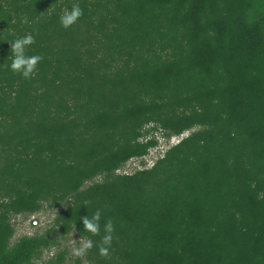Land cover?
Listing matches in <instances>:
<instances>
[{
	"label": "trees",
	"instance_id": "obj_1",
	"mask_svg": "<svg viewBox=\"0 0 264 264\" xmlns=\"http://www.w3.org/2000/svg\"><path fill=\"white\" fill-rule=\"evenodd\" d=\"M29 33L25 78L10 40ZM149 125L189 133L117 173L157 145ZM45 203L95 264H264V0H0V264L45 246L10 244L9 222Z\"/></svg>",
	"mask_w": 264,
	"mask_h": 264
},
{
	"label": "rangeland",
	"instance_id": "obj_2",
	"mask_svg": "<svg viewBox=\"0 0 264 264\" xmlns=\"http://www.w3.org/2000/svg\"><path fill=\"white\" fill-rule=\"evenodd\" d=\"M150 127V125L147 127L150 131L148 136H152L157 141V145L149 150L145 158H134L127 161L117 173H132L144 168L147 160L151 161L163 155L167 148L189 133L186 131L172 140V137L168 139L159 130H150ZM60 209L61 207L51 209L45 203L35 213L10 216L9 222L13 228L10 244H14L23 236H40L45 240V246L26 264H95L88 260L87 249L79 256L74 254L73 249L81 247L86 239L74 231L60 232V227L54 222V217Z\"/></svg>",
	"mask_w": 264,
	"mask_h": 264
},
{
	"label": "clouds",
	"instance_id": "obj_3",
	"mask_svg": "<svg viewBox=\"0 0 264 264\" xmlns=\"http://www.w3.org/2000/svg\"><path fill=\"white\" fill-rule=\"evenodd\" d=\"M82 15V9L79 6V3H73L70 9H65L63 14L60 16V24L63 27H69ZM21 23H28L27 17L21 18ZM34 40L32 34H25L24 36L16 39L10 40L11 42V52L12 59L9 65L10 69L13 72H19L23 77L30 78L33 74L37 63L41 60L39 55H26L25 48L30 45ZM100 218V213L95 212L91 219L85 217L83 218L84 230L92 234L98 232V223L97 221ZM105 235L102 237V244L98 247L100 255H107L109 247L112 240V230L113 225L111 220L107 221L104 225ZM93 246V241L91 239L84 240L81 247L74 248L73 252L75 255H81L86 249H90Z\"/></svg>",
	"mask_w": 264,
	"mask_h": 264
},
{
	"label": "built area",
	"instance_id": "obj_4",
	"mask_svg": "<svg viewBox=\"0 0 264 264\" xmlns=\"http://www.w3.org/2000/svg\"><path fill=\"white\" fill-rule=\"evenodd\" d=\"M175 138H176V136H173L171 139L174 140ZM179 141H177L176 143H178ZM159 157H162V155H160ZM159 157H157L156 159H158ZM143 158H145V156ZM156 159H151V161L150 160H147L146 163H145L144 168H150L154 164V162L156 161ZM144 168H142V169H144Z\"/></svg>",
	"mask_w": 264,
	"mask_h": 264
}]
</instances>
